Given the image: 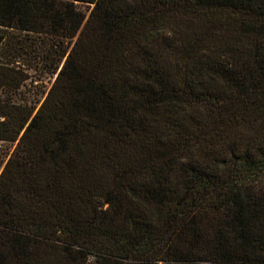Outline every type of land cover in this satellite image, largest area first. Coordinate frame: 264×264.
<instances>
[{"label": "trees", "instance_id": "1", "mask_svg": "<svg viewBox=\"0 0 264 264\" xmlns=\"http://www.w3.org/2000/svg\"><path fill=\"white\" fill-rule=\"evenodd\" d=\"M0 140V264H264V0H0Z\"/></svg>", "mask_w": 264, "mask_h": 264}, {"label": "rangeland", "instance_id": "2", "mask_svg": "<svg viewBox=\"0 0 264 264\" xmlns=\"http://www.w3.org/2000/svg\"><path fill=\"white\" fill-rule=\"evenodd\" d=\"M82 9L89 13L91 6L84 3L81 5ZM57 74L43 73L41 71L31 70L30 78L22 87V92L18 95V102L32 104H40L48 94L53 83L55 82ZM15 149V144L0 140V170L3 168L7 159L12 155Z\"/></svg>", "mask_w": 264, "mask_h": 264}]
</instances>
